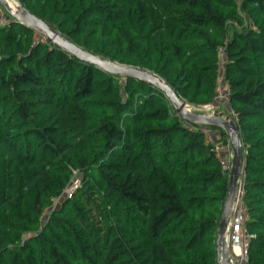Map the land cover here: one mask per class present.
I'll use <instances>...</instances> for the list:
<instances>
[{
  "label": "trees",
  "instance_id": "16d2710c",
  "mask_svg": "<svg viewBox=\"0 0 264 264\" xmlns=\"http://www.w3.org/2000/svg\"><path fill=\"white\" fill-rule=\"evenodd\" d=\"M79 46L214 102L226 46L264 264V0H17ZM0 20V264H218L230 169L165 92ZM248 25L238 28V21ZM228 143L225 130L208 125ZM78 188L51 208L75 177Z\"/></svg>",
  "mask_w": 264,
  "mask_h": 264
},
{
  "label": "water",
  "instance_id": "95a60500",
  "mask_svg": "<svg viewBox=\"0 0 264 264\" xmlns=\"http://www.w3.org/2000/svg\"><path fill=\"white\" fill-rule=\"evenodd\" d=\"M9 15L16 20L35 28L44 33L47 40L57 47H60L74 56L92 63L105 71L124 77H134L148 82L159 88L170 98L174 108L187 120L203 125H215L225 130L228 135L232 160L229 173V189L224 202L223 213L217 234L218 264H232L229 249L225 244L224 235L228 224L233 202L236 198L241 177L245 171V154L241 132L236 122L229 118L225 111H216L215 114L196 113L187 107V101L182 100L178 93L158 74L137 66H129L115 62L97 55L63 36L58 30L52 27L45 20L41 19L26 6L18 1V8L15 10L8 4L7 0H0Z\"/></svg>",
  "mask_w": 264,
  "mask_h": 264
},
{
  "label": "built area",
  "instance_id": "2783aa9c",
  "mask_svg": "<svg viewBox=\"0 0 264 264\" xmlns=\"http://www.w3.org/2000/svg\"><path fill=\"white\" fill-rule=\"evenodd\" d=\"M230 24L240 28L243 25H248L249 22L247 21V19H245L243 24L239 23L238 21H231ZM38 39L39 38H37V35H35V42H37ZM226 46H227V40L225 41L224 45L220 46L218 49L219 59H218V70H217V80H216V89H215L216 94L214 97V102L204 104L202 106H198L199 109H203L207 111L208 114L210 115L215 114V112L217 111L216 107L218 106V104L220 105L227 102L229 103V99H230V84L226 78V62H227ZM189 105L191 104L187 102V107ZM228 115L230 119L236 122V114L232 109H230ZM202 130L206 134L207 139L210 142L214 143L216 155L219 158L221 164L225 168L230 169L231 158L226 157V151H228V148H230L231 146L230 141L228 143H224L223 140H221L222 136L219 133V131L215 132L213 130H208L206 128H203ZM212 134L214 135L215 139L211 138ZM243 177L244 175L240 179L238 192L233 202L232 210L230 212L227 228L224 235V241L229 249V256L232 264H250L248 249L253 234L248 230L246 225V221L249 218V214L243 199V195H244ZM78 183L79 181L77 177V172L75 171L74 179L66 187L63 194L59 198L55 199L54 204L51 206V208H54L56 206V203L63 197L64 198L70 197L74 193V191L78 188ZM51 208L47 209L44 212V215H46V213Z\"/></svg>",
  "mask_w": 264,
  "mask_h": 264
},
{
  "label": "rangeland",
  "instance_id": "374dc122",
  "mask_svg": "<svg viewBox=\"0 0 264 264\" xmlns=\"http://www.w3.org/2000/svg\"><path fill=\"white\" fill-rule=\"evenodd\" d=\"M8 1H10V3H12V4H14V5H18V1H17V0H8ZM9 17H10L9 13L5 10V8L3 7L2 3L0 2V20L5 21V20H7V19H5V18H9ZM36 31H37V34H36V35H37V38L41 39V38H44V37H45L44 33H42L41 31H39V30H37V29H36ZM220 107H221V105H218L216 108H220ZM188 108H190L191 111L196 112V113H207V114H208L207 111H205V110H203V109H199L198 106H194V105H192V104L189 105ZM204 128H206V129H208V130H211V129H212V128H211L210 126H208V125L204 126ZM217 137H219V136H217ZM211 138L215 139V137H214L213 134H212ZM219 139H220V138H219ZM230 149H231V147L228 148V151H229ZM228 151H226V157H227V158H230V157H231L230 155H231L232 152H228ZM230 151H231V150H230ZM63 199H64V197H63L62 199H60V200L56 203V205L59 206ZM51 209H52V208H51ZM51 209H50V210H51ZM48 213H49V212L46 213V216L48 215Z\"/></svg>",
  "mask_w": 264,
  "mask_h": 264
},
{
  "label": "crops",
  "instance_id": "0c3cea01",
  "mask_svg": "<svg viewBox=\"0 0 264 264\" xmlns=\"http://www.w3.org/2000/svg\"><path fill=\"white\" fill-rule=\"evenodd\" d=\"M6 19V18H5ZM219 105V104H218ZM221 105V107L220 108H217V110L218 111H220V112H222V111H225L226 113H229V111H230V106H229V103L227 102V103H224V104H220ZM211 130H213V131H218V130H216V129H211ZM229 139V138H228ZM231 147V146H230ZM231 151H228V152H232V149H230ZM231 157V160H232V155H230Z\"/></svg>",
  "mask_w": 264,
  "mask_h": 264
},
{
  "label": "bare ground",
  "instance_id": "6f19581e",
  "mask_svg": "<svg viewBox=\"0 0 264 264\" xmlns=\"http://www.w3.org/2000/svg\"><path fill=\"white\" fill-rule=\"evenodd\" d=\"M7 2L10 5V7H12L13 9L16 10L18 8V5H14V4L10 3V1H8V0H7Z\"/></svg>",
  "mask_w": 264,
  "mask_h": 264
}]
</instances>
